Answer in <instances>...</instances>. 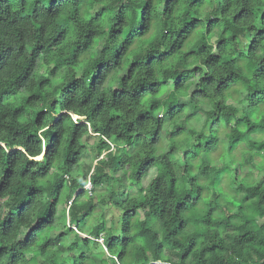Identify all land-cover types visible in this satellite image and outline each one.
I'll return each mask as SVG.
<instances>
[{"label":"clouds","instance_id":"9594fccd","mask_svg":"<svg viewBox=\"0 0 264 264\" xmlns=\"http://www.w3.org/2000/svg\"><path fill=\"white\" fill-rule=\"evenodd\" d=\"M0 264H264V0H0Z\"/></svg>","mask_w":264,"mask_h":264}]
</instances>
